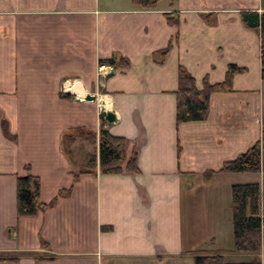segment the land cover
Wrapping results in <instances>:
<instances>
[{
	"label": "crops",
	"instance_id": "crops-1",
	"mask_svg": "<svg viewBox=\"0 0 264 264\" xmlns=\"http://www.w3.org/2000/svg\"><path fill=\"white\" fill-rule=\"evenodd\" d=\"M246 11L261 15L264 0H0V264H194L196 253L264 264V146L259 172H218L264 128L260 35ZM229 65L243 69L231 91L211 94L203 121L177 124L179 67L201 89ZM77 128L95 140L69 159L61 140ZM101 128L128 140L136 173H101ZM25 169L45 208L18 217ZM247 184L259 186L258 254L234 251L231 188Z\"/></svg>",
	"mask_w": 264,
	"mask_h": 264
},
{
	"label": "trees",
	"instance_id": "trees-1",
	"mask_svg": "<svg viewBox=\"0 0 264 264\" xmlns=\"http://www.w3.org/2000/svg\"><path fill=\"white\" fill-rule=\"evenodd\" d=\"M161 0H132V3L141 9H153ZM173 15V14H170ZM167 15V20L170 22ZM243 24L259 31L260 35V75L264 79V13L246 11L241 13ZM166 51V50H165ZM164 51V52H165ZM106 64L114 65L113 60ZM118 65L127 66L126 59H120ZM243 72V69L229 65L225 80L219 84L203 82L201 89L197 88L195 79L183 67L178 70V86L174 92L176 97V123H189L203 121L206 118L209 98L211 94L231 91L233 75ZM64 97L69 98L65 95ZM80 140L93 142L95 135L82 128L72 129L61 140L63 150L71 157L74 154L75 145ZM129 142L123 137H115L109 134L106 129H100L98 162L101 173L118 174L123 170V164L129 172H137L136 152L133 151L127 158ZM264 146V128L260 140L237 158L225 162L219 169V173H257L260 171V152ZM70 159V158H69ZM85 165L81 168L80 174L90 172L96 164L94 154L85 158ZM25 176L18 177L16 183V211L18 217L33 216L39 210L45 208L39 202V180L31 175L28 169ZM213 172L206 173V176ZM76 176V175H75ZM68 193V191H67ZM59 195H62L60 193ZM231 213L234 237V251L241 254H258L261 246L262 220L259 212V186L257 184L235 185L231 188ZM194 264H260V261L253 259L248 263H225L220 254H195Z\"/></svg>",
	"mask_w": 264,
	"mask_h": 264
},
{
	"label": "water",
	"instance_id": "water-1",
	"mask_svg": "<svg viewBox=\"0 0 264 264\" xmlns=\"http://www.w3.org/2000/svg\"><path fill=\"white\" fill-rule=\"evenodd\" d=\"M87 102H92L95 100L93 95H87L84 98ZM99 115L108 124H113L116 121L115 114L104 107V103H99Z\"/></svg>",
	"mask_w": 264,
	"mask_h": 264
},
{
	"label": "built area",
	"instance_id": "built-area-1",
	"mask_svg": "<svg viewBox=\"0 0 264 264\" xmlns=\"http://www.w3.org/2000/svg\"><path fill=\"white\" fill-rule=\"evenodd\" d=\"M67 86L70 87V88H73L74 84L71 83V84H68ZM78 100L79 101H83L84 100V95L82 97L78 98Z\"/></svg>",
	"mask_w": 264,
	"mask_h": 264
},
{
	"label": "bare ground",
	"instance_id": "bare-ground-1",
	"mask_svg": "<svg viewBox=\"0 0 264 264\" xmlns=\"http://www.w3.org/2000/svg\"><path fill=\"white\" fill-rule=\"evenodd\" d=\"M66 89L68 90V89H71L70 87H68V86H66ZM68 91H70V90H68Z\"/></svg>",
	"mask_w": 264,
	"mask_h": 264
}]
</instances>
